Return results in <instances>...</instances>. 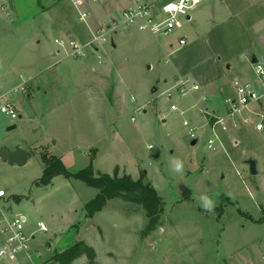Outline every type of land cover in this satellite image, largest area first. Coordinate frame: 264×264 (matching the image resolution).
Segmentation results:
<instances>
[{
  "label": "rangeland",
  "instance_id": "1",
  "mask_svg": "<svg viewBox=\"0 0 264 264\" xmlns=\"http://www.w3.org/2000/svg\"><path fill=\"white\" fill-rule=\"evenodd\" d=\"M117 4L86 1L80 9L107 27L113 15L121 19ZM12 5L9 0L7 12L15 19ZM202 6L191 10L200 14L196 21H185L168 35L124 25L117 32L105 29L104 43L87 49L86 57L54 53V27L39 33L42 42L34 50L31 22L25 18L9 32L13 24L3 16L0 31L8 33L0 38V88L6 95L0 103H15L20 116L12 119L0 111V148H23L29 160L20 166L0 158V189L7 194L0 208L25 216L27 233L34 236L29 252L10 264H61L55 255L79 240L95 248L97 264H264V132L214 125L222 144L216 142L213 150L208 146L213 123L200 107L224 111L226 94L214 102L208 96L198 106L199 91L182 95L176 89L180 80L200 84L201 77L218 74L217 46L201 40L208 27ZM60 8L79 42L98 34L79 20L72 0H61ZM182 34L190 38L184 47ZM44 155L61 158L71 172L91 167L135 180L145 175L163 199L160 225L147 229L144 208L121 197L88 217L84 207L99 190L62 174L48 185L40 183ZM176 158L183 161L182 173L170 170ZM249 159L257 160L258 175L250 173ZM201 194L215 201L214 212L200 207ZM40 222L47 231L38 229ZM72 264L89 263L81 256Z\"/></svg>",
  "mask_w": 264,
  "mask_h": 264
},
{
  "label": "crops",
  "instance_id": "2",
  "mask_svg": "<svg viewBox=\"0 0 264 264\" xmlns=\"http://www.w3.org/2000/svg\"><path fill=\"white\" fill-rule=\"evenodd\" d=\"M8 1L9 0H0V29L4 26V24H6L3 16L6 17L5 19L10 20L11 24H13V26L10 25L11 28L8 27L10 28L9 32H13L16 25L20 26L21 22L27 18L33 26L30 38L32 40H36V42H34V50H37L41 45L42 40L37 39L41 32L43 34H46L45 31L51 32L52 27H54L53 29L56 30V33H58L54 39L55 43L56 39H66L65 34H67L69 38L79 40V33L71 32L69 25L66 21H64L63 13L60 8L61 0H41L40 2L39 0H29L30 11H27L25 0H11L17 13L15 19H11V15L7 12ZM86 1L99 2V0H72L73 5H75L79 13L80 21H82L80 16L82 12H84L80 9V7ZM135 1L136 0H121L119 2L117 0V13L119 14L122 10L132 6ZM144 1L155 7H159L170 0ZM200 5H203L202 11L208 14L206 22L204 20V26H206V23L208 26L204 33L206 40L204 38L200 39L210 45L212 44L213 46H217L216 53L213 54V64L215 65V69L218 74L216 77L212 76L208 79L201 77L202 81H200L201 83L199 82L201 84H199L201 88L198 94L199 97H202L203 94H207V96H210L211 98L210 101H213L212 98H216V96L220 94H226V96L232 94V84L234 80H256L253 73L252 60L255 56L257 58H264V0H202V2L195 9H197ZM56 6L58 7L54 8ZM116 15L112 16L111 22L107 25V27L98 23L94 24L93 21L89 19L88 15L84 22H86V24L97 33H103L105 29H107V31L117 32L118 27L111 30V28L114 27L112 20H119ZM199 16L200 14L198 13L196 17L199 18ZM196 17L193 16L191 11L190 22L196 21ZM44 24L47 26L44 27ZM3 32L0 31V38H3L8 33V31L5 33ZM35 34L37 37H35ZM19 35L24 38L28 37L27 34L20 33ZM90 37L91 35L89 34L86 39H89ZM181 38L187 39L186 45L188 44V41H190V38L186 34H182L180 39ZM86 39L82 38L81 40ZM56 45L57 48L54 50V53L59 55L64 54L68 57L71 56L69 48H61L57 43ZM186 45H183V47ZM114 46H116V44H114ZM45 69L47 68H42L41 70ZM175 74L179 79L181 78V73L177 68ZM194 97L195 99L199 98L197 95ZM217 111L223 112L222 110ZM16 260L17 258L4 259V261L0 262V264H10Z\"/></svg>",
  "mask_w": 264,
  "mask_h": 264
},
{
  "label": "built area",
  "instance_id": "3",
  "mask_svg": "<svg viewBox=\"0 0 264 264\" xmlns=\"http://www.w3.org/2000/svg\"><path fill=\"white\" fill-rule=\"evenodd\" d=\"M202 0H176L167 2L159 7L144 0H136L135 3L121 11L120 20H112L114 27L126 26L135 27L140 31H146L155 37L160 35H168L183 28L187 18L191 16V10L195 9ZM87 14L83 12L80 16L81 20H86ZM103 33H98L93 40L81 43L78 40L56 39V43L61 48H69L72 56H86L87 49H96V44L100 47L104 41ZM181 46L186 45L187 39L179 40ZM97 46V47H98ZM94 47V48H93ZM255 81L234 80L233 93L224 98V111L219 112L214 109L202 108L201 112L210 117L211 129L214 137L209 139L208 146L213 150H217L216 142L222 144L221 137L218 133L219 128L240 129L242 127H252L255 131L264 132V58H258L252 63ZM201 86L198 83H192L189 79L180 80L176 89L182 95L191 94L199 91ZM24 90V87L21 88ZM17 90V89H15ZM6 93H2L0 88V96L4 97ZM208 101L207 94H203L201 99L196 101L199 106L200 102ZM172 110H176L177 106L172 105ZM0 111L12 119L20 116L19 108L15 103L6 101L0 103ZM185 126L189 122H183ZM191 133L193 129H190ZM193 135V133H192ZM6 191L0 189V199L6 196ZM27 219L25 216H10L8 212L0 208V259H16L21 252L28 253L30 250V241L34 238L32 234L27 233ZM39 230L47 231L46 224L38 223Z\"/></svg>",
  "mask_w": 264,
  "mask_h": 264
},
{
  "label": "trees",
  "instance_id": "4",
  "mask_svg": "<svg viewBox=\"0 0 264 264\" xmlns=\"http://www.w3.org/2000/svg\"><path fill=\"white\" fill-rule=\"evenodd\" d=\"M43 162L45 166L40 183L48 185L55 175L62 174L68 178L80 179L99 190L97 195L87 202L84 207L88 217H92L98 211H101L108 200L121 197L144 208L148 215L147 229L160 225L164 210L163 199L156 188L150 182L145 181V175L135 180L129 174L119 176L117 172L113 175L95 173L91 167L78 172H71L66 168L63 160L55 155H44ZM147 229H145V233ZM81 256H86L89 264H97L95 248L84 240L76 241L71 246L58 252L54 259L61 264H72Z\"/></svg>",
  "mask_w": 264,
  "mask_h": 264
},
{
  "label": "water",
  "instance_id": "5",
  "mask_svg": "<svg viewBox=\"0 0 264 264\" xmlns=\"http://www.w3.org/2000/svg\"><path fill=\"white\" fill-rule=\"evenodd\" d=\"M12 6V2H11ZM190 15L187 16L188 19H190ZM257 57L255 56L252 60V63L257 61ZM16 126L13 125L10 127V129L15 128ZM197 142V139L193 141V144ZM0 158L3 160L9 162L10 164H17V165H25L29 160V153L24 150L23 148H16L14 150L9 149L7 147H1L0 148ZM249 170L252 175H258L259 169H258V162L255 159H249Z\"/></svg>",
  "mask_w": 264,
  "mask_h": 264
},
{
  "label": "clouds",
  "instance_id": "6",
  "mask_svg": "<svg viewBox=\"0 0 264 264\" xmlns=\"http://www.w3.org/2000/svg\"><path fill=\"white\" fill-rule=\"evenodd\" d=\"M184 168L183 161L179 158L170 161V170L174 173H182ZM200 207L209 213L214 212L216 203L207 194H201L199 196Z\"/></svg>",
  "mask_w": 264,
  "mask_h": 264
}]
</instances>
